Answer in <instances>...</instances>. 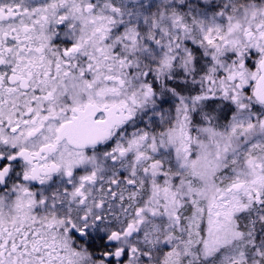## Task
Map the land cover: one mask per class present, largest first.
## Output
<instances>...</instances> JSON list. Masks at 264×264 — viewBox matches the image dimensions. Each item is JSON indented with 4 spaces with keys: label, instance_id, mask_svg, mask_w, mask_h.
I'll list each match as a JSON object with an SVG mask.
<instances>
[{
    "label": "snow or ice",
    "instance_id": "snow-or-ice-1",
    "mask_svg": "<svg viewBox=\"0 0 264 264\" xmlns=\"http://www.w3.org/2000/svg\"><path fill=\"white\" fill-rule=\"evenodd\" d=\"M0 264H264V0H0Z\"/></svg>",
    "mask_w": 264,
    "mask_h": 264
}]
</instances>
